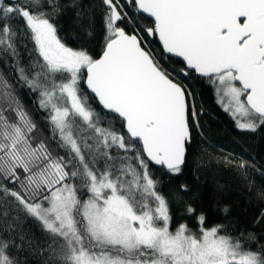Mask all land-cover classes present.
<instances>
[{
    "label": "snow or ice",
    "instance_id": "snow-or-ice-1",
    "mask_svg": "<svg viewBox=\"0 0 264 264\" xmlns=\"http://www.w3.org/2000/svg\"><path fill=\"white\" fill-rule=\"evenodd\" d=\"M69 12L79 34H61ZM0 60V264H27L25 243L36 264H264V207L249 229L227 206L208 226L192 184L162 190L205 157L250 194L264 177L219 144L196 87L264 128V0H0Z\"/></svg>",
    "mask_w": 264,
    "mask_h": 264
},
{
    "label": "trees",
    "instance_id": "trees-1",
    "mask_svg": "<svg viewBox=\"0 0 264 264\" xmlns=\"http://www.w3.org/2000/svg\"><path fill=\"white\" fill-rule=\"evenodd\" d=\"M60 26L62 35L73 32L80 33L79 28L73 22L70 12L60 21ZM97 27L99 28V21H97ZM21 59L25 61L27 59V52L23 51V49H21ZM0 71L8 77L9 68L2 60H0ZM12 79H14V76ZM196 87L200 90L201 98L208 109V115L204 119L208 122L219 144H222L226 149L233 150L237 154L242 153L245 158H251L254 154L258 165L264 169V128L256 133L240 132L235 128L230 115L223 110L221 105L216 103V97L211 86L206 83H200ZM20 95L23 97L25 104L31 108V100L26 95V91L21 90ZM244 148H247L248 151L242 152ZM209 152H212L214 156L219 155L216 149H209ZM205 161V166L201 168L200 172L195 173V175L199 176L198 181L194 179V174L190 168H186L180 176L171 178L167 175L163 176L164 184L162 190L168 194L171 189H174L180 183L188 182L193 185L194 191H199L197 203L203 205L208 216V226L223 222L224 213L221 209L227 206L230 209L228 218L233 222H237L241 229H249L252 220L258 215L259 208L264 207V201H259L256 196L259 190L264 189V177L259 173H250L249 178L255 182V187L250 194L246 187V182L241 179L234 168L217 163L215 159L209 161L207 157H205ZM156 171L159 174V171ZM180 222H187L189 227L193 229L196 227L194 220L187 217L177 219L173 227ZM21 228L26 237L32 235L35 237L40 236L38 226L30 218L19 226L18 231ZM255 231L260 234L264 232V228L257 227ZM15 242L19 244L20 240L17 238ZM19 256L22 261L26 260L27 264H36L38 259L30 254L27 243H25L24 249L20 251Z\"/></svg>",
    "mask_w": 264,
    "mask_h": 264
}]
</instances>
